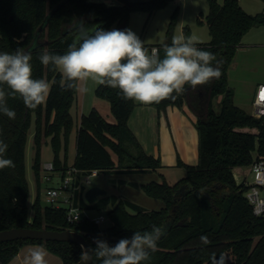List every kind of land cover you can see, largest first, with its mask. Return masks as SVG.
Wrapping results in <instances>:
<instances>
[{
    "label": "trees",
    "instance_id": "16d2710c",
    "mask_svg": "<svg viewBox=\"0 0 264 264\" xmlns=\"http://www.w3.org/2000/svg\"><path fill=\"white\" fill-rule=\"evenodd\" d=\"M165 1L0 0V52L14 53L15 49L23 48L31 53L33 78L45 79L51 85L47 101L37 108L26 107L16 96L7 100L8 107L16 113L15 119L0 113V139L8 145L5 158L12 159L15 165L0 170V230L26 226L50 230L69 228L89 240L94 248V238L114 246L121 238H130L133 232L143 233L157 226L164 229V235L158 241L157 250L142 264H264V219L252 215L243 196L245 184L237 181L233 173L235 168L249 170L255 158L264 156V117H253L235 105L233 91L226 83V71L241 36L264 18L247 14L237 0L221 3L208 0L207 14L198 19L199 23L206 24L210 38L197 47L216 55L222 73L219 79L195 89L186 85L182 94L173 93L170 98L153 104L156 109L177 104L186 114L192 113L197 139V162L184 166L183 177L172 185L163 180L139 185L145 195L159 199L163 205L157 210L142 211L130 201L116 200L106 212L110 225L103 228L87 218L68 223L64 207H40L36 201L31 205L30 219L26 215L23 156L31 117L35 177L40 168L41 140L49 138L54 167H59L57 154L63 149L60 167H65L67 142L75 125L70 113L74 89L62 88L60 73L42 65L38 56L44 51L63 54L77 34L79 21L89 29L98 26L107 30L114 25V29L124 30L130 10L144 9L151 13ZM172 23L173 15L162 45L171 44ZM157 45L145 44V47ZM157 50L160 53L158 46ZM5 90L9 91L6 86ZM95 93L108 102L114 122H106L95 109L81 115L75 125L71 166L81 173L90 169H113L116 166L110 156L111 149L118 160L124 156L133 160V164L121 170L142 172L159 167L158 160L143 152L127 126L132 100L122 99L118 89L103 85H97ZM216 95L221 96L218 112L211 107V98ZM126 140L133 142L137 154L127 152ZM181 185H185L182 192L178 191ZM82 192L81 186L76 192L78 205L86 208L103 205L101 202L87 204ZM201 237H206L207 242ZM24 244L42 245L57 255L62 264L77 261L81 253L80 246L71 241L17 239L0 242V264H6ZM90 264H101V261L94 258Z\"/></svg>",
    "mask_w": 264,
    "mask_h": 264
},
{
    "label": "rangeland",
    "instance_id": "374dc122",
    "mask_svg": "<svg viewBox=\"0 0 264 264\" xmlns=\"http://www.w3.org/2000/svg\"><path fill=\"white\" fill-rule=\"evenodd\" d=\"M102 1L114 3L116 0ZM222 1L216 0L218 3ZM237 2L247 14L264 18V1L237 0ZM207 12L208 0H166L161 7L151 13L144 9L130 10L125 29H131L135 32L144 41V44H158L159 54L163 58V46L165 44L162 45L161 43L166 39V30L171 16L173 15V23L170 29V42L174 35L183 34L186 37L195 35L199 38L200 43H203L208 41L210 36L206 24L199 23L198 19L204 17ZM112 29H114V25H110L107 30ZM226 83L233 91L234 104L247 114L252 115L251 101L254 90L258 83H264V20L251 26L241 36L232 64L226 71ZM80 87L86 88L87 91L74 89L73 101L70 107L73 123L76 125L81 115H86L91 109H95L106 122L113 123L114 117L109 109L108 102L95 93L97 84L89 80L85 84H81ZM220 98V95L211 98V107L215 112L219 110ZM132 102L133 105L128 119L132 114L131 112H133L131 123L138 133L136 140L144 153L158 160L159 167L145 173L121 170L133 164L132 158L124 156L118 160L116 153L109 149L116 167L107 171H98L95 176L90 177L89 183H83V192L91 186H97L105 191L104 194L98 195L94 201L95 203L101 202L103 205L89 209L80 206L79 209L81 215L84 212L91 217L103 215L104 220L98 224L100 228L110 225L106 212L112 208L114 201L119 199L130 201L142 211L159 209L163 203L159 199L145 195L139 188V183L161 182L163 180L168 185H172L184 176L185 165H192L197 162V143L192 125V117L194 118L192 113H189L187 117L186 112L177 104H168L164 109H156L153 104L144 105ZM149 108H152L153 112H158L159 115H164V111H166L168 123L165 117L161 121V119L157 120L155 115L151 116ZM75 125L69 134L65 151V166L68 167L71 166L75 152ZM32 134L33 116L27 129L23 156L24 174L27 183L26 215L29 219L32 213L31 205L34 201L40 207L48 206L45 201V188L56 184L58 180L57 173L63 162V149L60 148L57 154L60 160L59 167H54L50 171V180L44 179L45 172L42 170L41 164L52 161L53 151L49 138H43L39 148L40 168L38 176L35 177L32 168ZM125 147L129 154H137V148L131 140H126ZM118 164H120V167H118ZM233 173L237 181L244 183L245 180H250L248 169L243 171L242 168H235ZM54 204L64 207L60 197L55 199ZM126 207L128 211H131L130 207ZM46 256L48 257L46 259L47 264L61 263L59 257L51 252H48Z\"/></svg>",
    "mask_w": 264,
    "mask_h": 264
},
{
    "label": "clouds",
    "instance_id": "9594fccd",
    "mask_svg": "<svg viewBox=\"0 0 264 264\" xmlns=\"http://www.w3.org/2000/svg\"><path fill=\"white\" fill-rule=\"evenodd\" d=\"M76 31L63 54L44 51L38 56L42 65L60 73V86L65 90L87 91L80 85L91 80L118 89L124 100L150 105L159 104L173 93L182 94L186 85L195 89L222 74L216 55L197 47L200 41L195 35H174L171 44L163 46L161 58L158 50L149 51L131 29L105 30L98 26L89 29L79 21ZM31 60V53L23 48L15 49L14 53L0 52V113L9 119L16 117L15 111L8 107L9 97L19 96L26 107L35 109L50 95V83L33 78ZM7 148L0 139V170L15 166L12 159L5 158ZM163 235V228L153 226L151 231H136L130 238H121L114 246L94 238V248L80 246L78 264H89L94 258L101 264H142L157 250ZM201 239L207 242L206 237ZM46 255L42 245L34 246L25 257V264H46Z\"/></svg>",
    "mask_w": 264,
    "mask_h": 264
},
{
    "label": "built area",
    "instance_id": "2783aa9c",
    "mask_svg": "<svg viewBox=\"0 0 264 264\" xmlns=\"http://www.w3.org/2000/svg\"><path fill=\"white\" fill-rule=\"evenodd\" d=\"M149 51L152 49L157 50V46H150ZM264 92V83L257 84L253 99L251 101L252 116L259 118L264 117V98L261 93ZM42 170H44V179L50 180L51 173L54 169L52 161L43 162L41 164ZM98 170L90 169L85 173H81L73 166L60 167L57 173L58 180L55 185H49L45 188V201L48 206L54 208H60L54 204L55 199L60 197L62 203H64L65 219L68 223H75L87 218L99 224L104 220L103 215L89 216L84 212L80 213V205L76 201V192L82 186L83 183H89V179L97 174ZM248 174H250V180H245V189L243 196L250 206L253 216L264 219V156L255 158L250 164ZM78 200V199H77Z\"/></svg>",
    "mask_w": 264,
    "mask_h": 264
},
{
    "label": "water",
    "instance_id": "95a60500",
    "mask_svg": "<svg viewBox=\"0 0 264 264\" xmlns=\"http://www.w3.org/2000/svg\"><path fill=\"white\" fill-rule=\"evenodd\" d=\"M119 1V0H118ZM126 1V0H120ZM137 1V0H130ZM185 185H181L178 191H182ZM105 191L97 186H91L83 192V199L86 203H93L97 196L104 194ZM168 225V222L166 223ZM17 239H35V240H53V241H71L77 243L79 246L82 244L86 248H92L89 240L85 239L77 231L69 228L63 230H50L45 228H33V227H12L8 229L0 230V242L17 240ZM81 248V247H80ZM79 259L70 264H78ZM91 262H89L90 264Z\"/></svg>",
    "mask_w": 264,
    "mask_h": 264
},
{
    "label": "crops",
    "instance_id": "0c3cea01",
    "mask_svg": "<svg viewBox=\"0 0 264 264\" xmlns=\"http://www.w3.org/2000/svg\"><path fill=\"white\" fill-rule=\"evenodd\" d=\"M115 2H118V1L116 0ZM203 43H205V42H203ZM149 111H150L151 116L155 115V117H156L157 120L161 119V121H163V119H164L163 117H165L166 120H167V123H168L167 114L165 113L166 111H164V115L163 114H160L159 115L158 112H153V109L152 108H149ZM131 113L133 114V112H131ZM132 114H130L131 116L129 117V119L127 118V122L126 123H127V126L129 128V130L132 132V134L134 135V137L136 139L137 138L136 136H138V133L135 131V129H134L135 127L131 123ZM186 115L188 117L189 114H186ZM168 128H169V125H168ZM194 131H195V129H194ZM195 134H196V132H195ZM137 143H138V141H137ZM196 143H197V139H196ZM147 171H153V169H150V170H147ZM147 171H142V172L145 173ZM140 184H144V183H139V185ZM82 196H83V194H82ZM86 209H89V208H86ZM34 246H38V244H24V245H22L20 247V249L18 250V252L16 253V255L12 259H10L6 264H25V259H23V258H25L26 256H28V254L30 253V251L33 250ZM48 252L49 251L47 250V253ZM45 259H48V257L46 256ZM46 262H47V260H46Z\"/></svg>",
    "mask_w": 264,
    "mask_h": 264
},
{
    "label": "snow or ice",
    "instance_id": "6c2138e0",
    "mask_svg": "<svg viewBox=\"0 0 264 264\" xmlns=\"http://www.w3.org/2000/svg\"><path fill=\"white\" fill-rule=\"evenodd\" d=\"M262 98H264V92L261 93Z\"/></svg>",
    "mask_w": 264,
    "mask_h": 264
},
{
    "label": "flooded vegetation",
    "instance_id": "af4514ba",
    "mask_svg": "<svg viewBox=\"0 0 264 264\" xmlns=\"http://www.w3.org/2000/svg\"><path fill=\"white\" fill-rule=\"evenodd\" d=\"M180 192H182V191L180 190Z\"/></svg>",
    "mask_w": 264,
    "mask_h": 264
}]
</instances>
